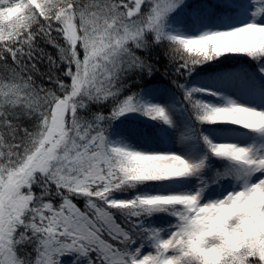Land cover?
Returning <instances> with one entry per match:
<instances>
[{"label":"snow or ice","instance_id":"6c2138e0","mask_svg":"<svg viewBox=\"0 0 264 264\" xmlns=\"http://www.w3.org/2000/svg\"><path fill=\"white\" fill-rule=\"evenodd\" d=\"M183 2L41 0L40 9H37L28 0H18L15 7L23 8L19 15H0V140L11 149V167L23 168L30 162L31 151L48 139L50 117L55 107L63 109L68 106L71 114L69 105L76 100L88 101V105H77L72 132L69 133L68 159L61 162L58 170L59 175L76 177L71 185L83 190L69 199L63 187L55 193L54 184L55 195L46 197L57 203L62 200L67 214L60 218L59 226L48 225L47 222L42 225L54 229L51 251L61 254V257L79 255L86 264H205L204 258L189 250L186 243L185 229L191 227L187 208L172 203L151 205L148 201L187 196L195 199L197 189L205 193L210 191V185L224 181L223 178L231 172V165L224 170H213L207 162L208 154L213 155L217 142L198 133L207 151L194 159L174 152L136 150L113 141L109 135L112 122L131 112L174 125L168 107L145 99L139 91L125 95L124 89L129 77L151 75L159 70L149 58L154 48L162 49L168 58L165 73L171 67L177 77H186L198 65L207 62L203 58L193 60L190 55H185L184 45L178 37L187 35L174 31L169 25L170 16ZM24 4L28 7L24 8ZM5 7V0H0V12ZM262 13L264 0H256L253 17ZM85 18L94 20L98 27L92 42L82 48L84 41L77 40L75 33L84 36L80 27ZM254 23H257L255 19L247 24ZM235 29L239 31H205L197 36L200 39L196 42H203L205 52L211 44L223 52H251L254 59L264 62V53L249 48L253 39L251 32L243 26ZM72 42H75L74 49ZM191 46L188 43L187 47ZM260 71L264 72V66ZM73 79L75 87L68 83ZM173 83L182 93L183 104L196 122L190 133H181L182 139L186 134L195 138L199 123L218 120L224 113L233 114L239 111V105L249 107L231 98H225L222 104L209 103L201 98V94L219 96L221 93L207 88L186 87L182 79H173ZM70 96L76 100L69 99ZM100 102L110 108L107 114L96 111L81 119L85 108ZM37 108L41 111L36 112ZM255 109L264 112V109ZM230 118L236 120L237 125L247 123L235 115H230ZM252 131L264 137V127ZM236 144L245 146L251 158L264 160V142L259 145L255 142ZM176 158L187 161L185 171L189 175L172 178L197 176L199 184L195 190L142 192L130 198H117L115 195L148 181H162L144 178L143 173H134L132 169L158 160L175 161ZM69 168L74 169L70 174ZM262 175L264 171L259 172L254 181H259ZM40 183L44 184V181ZM65 183L69 180L66 179ZM77 197L85 201V210L73 203ZM157 212L167 213L176 223L166 229L153 226L148 217ZM61 231L63 235H57ZM181 236L184 240H180ZM210 239L215 237H206L202 247L207 246ZM146 247L148 251H145ZM73 248L75 253L71 252Z\"/></svg>","mask_w":264,"mask_h":264},{"label":"clouds","instance_id":"9594fccd","mask_svg":"<svg viewBox=\"0 0 264 264\" xmlns=\"http://www.w3.org/2000/svg\"><path fill=\"white\" fill-rule=\"evenodd\" d=\"M17 3L18 0H5L6 7L0 15L4 17L19 15L23 8L15 7ZM28 3L40 9L41 0H28ZM23 7H28V4H24ZM97 27L96 22L90 18L82 21L80 31L84 32V36L75 33L77 40L84 41L82 48L92 42ZM74 28L75 25L72 24V29ZM243 28L249 30L253 37L249 48L264 53V24H245ZM231 31L236 32L239 29ZM65 37L68 38L67 31ZM199 39L197 36L178 37L184 45L185 55H190L193 60L203 58L208 62L227 53H240L253 58L251 52L231 50L223 52L211 44L205 52L203 42H196ZM188 43H191V48L187 47ZM72 47L75 48V42H72ZM68 83L75 87L74 79ZM83 87L82 85L81 91ZM68 98L76 100V97ZM78 104L88 105V101L76 100V103L69 105L71 114L68 112V106L63 109L59 107L53 109L48 139L31 151L30 162L21 169L11 167L9 164L11 149L0 140V161H2L0 162V264H62L61 254L51 251L54 229L42 225L47 222L48 225L59 226L60 218L67 215L62 200L57 203L56 200L46 197L59 193L61 187L65 188V196L69 199L74 193L83 190L71 185V181H75L76 177L59 175L58 171L61 162L68 159L66 152L70 150L69 133L72 132ZM94 104L100 105L103 102ZM92 105L84 109L81 119H86L91 113L96 112ZM238 107L239 111L233 114L224 113L220 119H212L208 123L236 124L237 121L230 118V115H235L247 121L240 125L244 128L252 130L264 127V112L243 105ZM40 111V108L36 109V112ZM213 156L226 161L221 170L231 165V172L223 178L231 183V190L215 198H206V192L201 193L197 189L194 193L195 199L191 196L154 198L148 203L181 204L187 208L186 215L191 216V227L185 229L186 243L189 250L204 258L205 264H257V261L259 264H264V175L259 181H254V177L264 171V160L251 158L245 146L232 142L217 143ZM187 166V161L176 158L175 161H154L151 165L134 168L132 171L143 173L144 178L166 180L174 176L189 175V172L185 171ZM253 167L255 170H252ZM72 171L74 169L69 168V174ZM58 175L59 179H57ZM66 179L69 183H65ZM40 181H44V184ZM33 185L41 191L34 189ZM175 223L174 219L173 224ZM179 231L180 229H177V232ZM57 235H63V232ZM206 237H215V239L208 240L207 246L202 247ZM180 240H184V237L181 236ZM179 242L178 240L177 243ZM75 251L74 248L71 249L72 253ZM81 261H84L81 256L74 255L71 264H81Z\"/></svg>","mask_w":264,"mask_h":264},{"label":"trees","instance_id":"16d2710c","mask_svg":"<svg viewBox=\"0 0 264 264\" xmlns=\"http://www.w3.org/2000/svg\"><path fill=\"white\" fill-rule=\"evenodd\" d=\"M245 1L247 0H184L183 4L170 16L169 25L174 31H177L179 24L188 27L191 32L207 27H210L207 31L233 30L237 28V25L245 23L243 14H245L246 9H243L242 6ZM253 1L256 5V0ZM261 15L264 17V13ZM227 23L233 24V27L224 28V24ZM49 51H52V49L49 48ZM141 55H144V53L141 52ZM149 58L158 66L159 70L153 71L151 75L129 77L126 81L127 87L124 89V94L139 91L145 99L150 100L157 91H168L175 98L177 105L188 121L190 132L193 130L194 125H196V122L192 119L191 113L186 110L187 106L183 104L182 93L178 90L176 84L173 83V79H182L186 87L207 88L221 93L219 96L201 94L202 99L214 104H221V101H224L223 89L220 84L222 76L234 78L239 83L247 85L250 89H258L264 96V72L260 71L261 67L264 66V62L248 57L245 54H224L216 59L198 65L193 72L182 78L174 76L171 67L165 73L164 69L168 66V58L164 55L162 49L154 48ZM204 77L208 78V85L200 83ZM37 83H40V81L38 80ZM92 108L94 111H101L104 114L110 111V108L106 107L105 103L100 105L93 104ZM165 128L166 124L161 121L151 120L138 112H131L112 122L109 135L113 141L125 143L136 150L145 151L144 147L156 149V144L165 141ZM227 128L244 131L254 142L258 143L261 141L260 135L234 123H199L195 139L203 154L207 150L203 142L199 140L198 133L207 135L211 131ZM207 162L213 170L221 169L226 164V161L211 154H208ZM167 186H172L173 188L184 187L185 184L182 177L162 181H148L137 185L136 188L128 192H117L115 195L117 198H130L137 193L164 191V188ZM231 187V183L224 180L218 185H211L210 191L206 193L210 194L211 191L216 189L215 191H217L218 195H223ZM73 203L82 211L85 210V201L82 198H75ZM148 221L155 227L166 228L167 225L174 223V218L170 217L167 213L157 212L148 217ZM148 250L146 247L145 251ZM69 257L74 258L72 255H65L61 257V261Z\"/></svg>","mask_w":264,"mask_h":264},{"label":"rangeland","instance_id":"374dc122","mask_svg":"<svg viewBox=\"0 0 264 264\" xmlns=\"http://www.w3.org/2000/svg\"><path fill=\"white\" fill-rule=\"evenodd\" d=\"M242 6L243 9H246L244 12L245 14H243L245 23L237 25V27H242L245 24L251 22L253 19H255L257 23L264 24V17L261 14L259 16L253 17V13L256 9V5L253 0L245 1ZM228 27H233V24H224V28ZM177 28V31L183 33L184 35L199 36L203 32L207 31L210 27L203 28L202 30H196L194 32H191L188 27L183 26V24H179ZM200 83L202 85H208L209 80L207 77H204L201 79ZM220 84L221 88L223 89L222 94L224 97V101H221V104L225 102V98H231L246 106L264 109V96L261 94L260 90L252 88L250 89L247 85H243L229 76H222L220 78ZM150 100L154 103L165 105L170 109L174 125L169 126L166 124V128L164 130L166 136L165 141L163 143L156 144V149L144 147L145 152H174L194 159L203 155L196 139L192 135L186 134L183 139L181 138V133H190V127L180 107L177 105L175 98L168 91H157ZM207 136L217 143L232 142L239 143L241 145H248L254 142L244 133V131H237L231 128L214 130L209 132ZM262 142H264V137L261 136V141L255 143L259 145ZM182 180L185 184L184 187L173 188L172 186H167L164 188V191H193L199 184V178L195 175L182 177ZM215 190L216 189L211 191L210 194L206 193V198H215L218 196V193ZM168 226L169 225H167V227ZM73 259L74 258L70 257L66 258L62 261V264H71ZM84 263L85 261L81 262V264Z\"/></svg>","mask_w":264,"mask_h":264}]
</instances>
